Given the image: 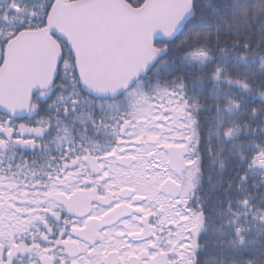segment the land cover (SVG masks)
<instances>
[{"label": "snow or ice", "instance_id": "obj_1", "mask_svg": "<svg viewBox=\"0 0 264 264\" xmlns=\"http://www.w3.org/2000/svg\"><path fill=\"white\" fill-rule=\"evenodd\" d=\"M0 264H264V0H0Z\"/></svg>", "mask_w": 264, "mask_h": 264}]
</instances>
